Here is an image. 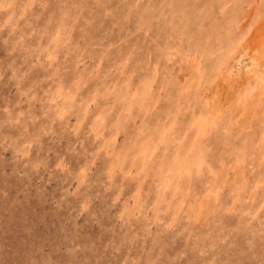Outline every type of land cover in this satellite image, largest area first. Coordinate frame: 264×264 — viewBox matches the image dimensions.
I'll return each mask as SVG.
<instances>
[{
  "label": "rangeland",
  "instance_id": "rangeland-1",
  "mask_svg": "<svg viewBox=\"0 0 264 264\" xmlns=\"http://www.w3.org/2000/svg\"><path fill=\"white\" fill-rule=\"evenodd\" d=\"M0 264H264V0H0Z\"/></svg>",
  "mask_w": 264,
  "mask_h": 264
}]
</instances>
